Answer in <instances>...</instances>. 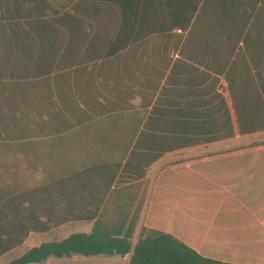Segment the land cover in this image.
Masks as SVG:
<instances>
[{"label":"crops","instance_id":"0c3cea01","mask_svg":"<svg viewBox=\"0 0 264 264\" xmlns=\"http://www.w3.org/2000/svg\"><path fill=\"white\" fill-rule=\"evenodd\" d=\"M4 4L0 204L89 233L111 194L142 182L132 249L145 227L264 264V0Z\"/></svg>","mask_w":264,"mask_h":264},{"label":"trees","instance_id":"16d2710c","mask_svg":"<svg viewBox=\"0 0 264 264\" xmlns=\"http://www.w3.org/2000/svg\"><path fill=\"white\" fill-rule=\"evenodd\" d=\"M8 4L0 0V21L6 19ZM196 9V4H195ZM236 38V45L237 39ZM232 46H235L233 43ZM228 48V47H227ZM226 58V64L232 57L233 50L220 52ZM252 52H249V55ZM261 52H257L259 55ZM211 58V69L216 65L217 57ZM248 70V69H247ZM245 68L240 69V75H249ZM229 72L226 73L228 76ZM260 76V72H258ZM264 89V81H259ZM161 154L139 157L138 163L147 166L152 159H157ZM148 158L147 161L144 158ZM134 158V155H133ZM142 178L135 177L134 181ZM143 183L137 182L125 188V192L133 190V194L125 193L122 198L111 194L106 206L99 214L96 222L89 233H77L70 235L64 240L42 243L23 253L8 264H43L47 259L81 257H125L132 251L129 264H225L200 257L173 237L145 227L140 229L139 238L132 249V240L139 223L140 215L144 205V197L140 196L137 204V192ZM125 203H122V202ZM121 202L122 205L119 204ZM112 203V205H111ZM9 202L0 204V258L24 244L30 233H47L54 229L43 223L35 224L37 221H26L28 218H16L13 211L9 210ZM34 213H31V215ZM30 215V213H29ZM27 223H33L32 225Z\"/></svg>","mask_w":264,"mask_h":264},{"label":"rangeland","instance_id":"374dc122","mask_svg":"<svg viewBox=\"0 0 264 264\" xmlns=\"http://www.w3.org/2000/svg\"><path fill=\"white\" fill-rule=\"evenodd\" d=\"M83 228L62 227L57 228L49 233L44 234H31L27 237L26 241L19 248L11 251L10 253L0 258V264H8L12 260L21 256L27 250L37 247L42 243L61 241L68 236L82 231ZM43 264H125V262L118 257L113 258H100V257H81L73 256L71 258H54L47 259Z\"/></svg>","mask_w":264,"mask_h":264}]
</instances>
